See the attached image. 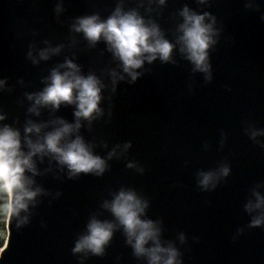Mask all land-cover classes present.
Returning <instances> with one entry per match:
<instances>
[{
	"label": "water",
	"instance_id": "water-1",
	"mask_svg": "<svg viewBox=\"0 0 264 264\" xmlns=\"http://www.w3.org/2000/svg\"><path fill=\"white\" fill-rule=\"evenodd\" d=\"M185 2L196 8L194 0H170L160 18L162 26H171L169 14ZM258 2L259 11L246 9L244 0H213L207 9L223 26L220 42L211 53V83L205 84L197 73L190 90L191 66L182 60L177 66L157 61L135 84L119 85L110 122H97L93 133L84 134L107 139L110 145L131 140L128 159L143 164L145 173L138 175L125 167V160L114 159L103 177L82 175L63 181L51 175L38 177L45 187L62 195L50 205L45 199L32 223L20 232L6 220L0 264H78L71 253L76 234L107 195L106 189L122 184L136 187L151 199L149 216L163 218L165 238L175 239L180 231L188 235V245L182 248L184 264H264V229H252L233 239L237 227L249 220L242 207L248 188L264 180V149L242 130L246 119L264 127V0ZM113 6V0H67L64 17L97 10L107 15ZM53 9L54 0H0V76L8 77L10 84L23 77L31 84L28 90H35L42 86L40 77L47 69L63 59L56 57L39 66L25 59L33 39L58 42L67 36V26L56 22ZM100 48L103 44L78 52L85 71L107 63L109 55L102 56ZM24 90L17 86L11 94H0V104L10 119L20 116L23 120L24 110L16 101ZM102 106L107 107V101ZM58 114L72 119L71 108L62 107ZM221 131L228 134L222 151L218 150ZM205 140L213 145L211 151H204ZM224 158L232 168L226 182L214 191H199L196 170L214 167ZM42 221L46 228L41 227ZM87 264L137 261L117 233L107 255L91 257Z\"/></svg>",
	"mask_w": 264,
	"mask_h": 264
},
{
	"label": "clouds",
	"instance_id": "clouds-1",
	"mask_svg": "<svg viewBox=\"0 0 264 264\" xmlns=\"http://www.w3.org/2000/svg\"><path fill=\"white\" fill-rule=\"evenodd\" d=\"M66 2L54 0L53 11L56 22L67 26V36L58 42L33 39L25 54L33 66L63 57L40 77L42 86L29 91L31 84L23 77L10 84L8 77L0 76V94H11L17 86L25 89L16 101L24 110L23 120L20 116L10 119L0 104V216L17 232L32 223L45 199L50 205L62 195L45 187L38 177L51 175L59 181L77 180L82 175L103 177L114 159L125 160V167L138 175L145 173L143 164L128 159L131 140L110 145L107 139L84 134L93 133L97 122H110L112 100L121 83L135 84L157 61L177 66L182 60L191 66L190 90L197 73L205 84L213 81L211 53L223 33L217 16L207 10L213 0H194L196 8L183 3L169 14L168 28L160 18L170 0H113L107 15L97 10L65 18ZM244 7L259 11L261 5L258 0H244ZM101 44L100 54L109 55L107 63L85 71L78 52L95 50ZM105 101L107 107L102 106ZM62 107L72 109L71 120L58 114ZM242 130L264 149V127L246 119ZM227 140L228 134L221 131L218 150H223ZM97 148L106 150L105 154H99ZM203 149L211 151L213 145L205 140ZM188 163L185 161L186 166ZM231 173L230 161L221 159L214 167L196 170V187L202 192L214 191ZM106 192L73 240L71 253L78 264L107 255L117 233L137 264H184L182 248L188 245V235L180 231L175 239L165 238L163 218L149 216L151 199L147 195L123 184ZM242 207L249 220L237 227L234 240L252 229H264V180L248 188ZM41 227L47 225L42 221ZM192 239L198 241L199 237Z\"/></svg>",
	"mask_w": 264,
	"mask_h": 264
},
{
	"label": "rangeland",
	"instance_id": "rangeland-1",
	"mask_svg": "<svg viewBox=\"0 0 264 264\" xmlns=\"http://www.w3.org/2000/svg\"><path fill=\"white\" fill-rule=\"evenodd\" d=\"M5 236H6V218L0 216V241H2V243L4 242Z\"/></svg>",
	"mask_w": 264,
	"mask_h": 264
},
{
	"label": "trees",
	"instance_id": "trees-1",
	"mask_svg": "<svg viewBox=\"0 0 264 264\" xmlns=\"http://www.w3.org/2000/svg\"><path fill=\"white\" fill-rule=\"evenodd\" d=\"M0 245H2V241H0Z\"/></svg>",
	"mask_w": 264,
	"mask_h": 264
}]
</instances>
